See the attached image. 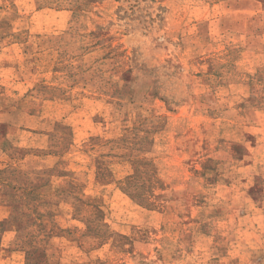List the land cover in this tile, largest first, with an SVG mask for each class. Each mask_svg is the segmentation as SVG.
<instances>
[{
	"label": "rangeland",
	"instance_id": "374dc122",
	"mask_svg": "<svg viewBox=\"0 0 264 264\" xmlns=\"http://www.w3.org/2000/svg\"><path fill=\"white\" fill-rule=\"evenodd\" d=\"M0 264H264V0H0Z\"/></svg>",
	"mask_w": 264,
	"mask_h": 264
}]
</instances>
